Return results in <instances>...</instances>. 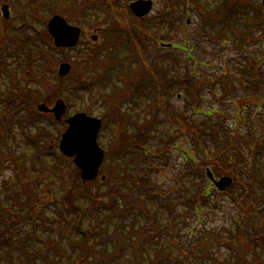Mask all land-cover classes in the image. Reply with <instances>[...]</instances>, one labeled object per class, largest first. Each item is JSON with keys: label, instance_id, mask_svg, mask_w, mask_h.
<instances>
[{"label": "rangeland", "instance_id": "1", "mask_svg": "<svg viewBox=\"0 0 264 264\" xmlns=\"http://www.w3.org/2000/svg\"><path fill=\"white\" fill-rule=\"evenodd\" d=\"M52 1L0 0V6L7 4L10 11L8 19H4L0 11V26L4 28L10 26L13 30L10 33L11 36H20L21 30H15L14 28L24 26L25 21L35 26L36 30L47 32V22L54 14L68 18L71 24L80 26L82 30L76 49H59V52L57 50L51 52L57 63L67 62L71 66L69 77L72 76L70 79L67 77L60 78L59 82L50 73L53 72L52 67L40 71V65L43 61L38 59L35 48L28 52L31 61L28 65L25 62L24 49L17 46L13 38L9 42L7 39L3 40V47L7 51L3 48L1 53L4 60V66L0 65L1 95L3 96V92L10 87V73L12 72L15 74L18 85L25 86L28 90L37 93L40 99L37 104L44 103L51 107L56 99L61 98L65 101L66 110L62 121H56L53 124H50L44 117H39L34 124H28L29 120H27L26 114L23 111L16 112L15 117L8 121L11 129L7 130L5 127L4 132L7 143L4 145L0 140V206L3 208L14 207L12 201L7 197L9 183H13V189L20 196L19 200L21 202L19 201V203L29 200L31 197H37V195L44 202L47 194L52 195L54 201H45L46 204L43 207L45 216L43 219L37 220V224H32V229L28 231L30 234L25 233L24 228H19L18 222H14L18 219L15 214L19 211L17 206L13 208L7 221H3L0 217V241L11 242L10 246L6 242H0L2 255H11V258L7 257L10 258L8 260L7 258L2 260L0 257V262L2 264H29L24 258L19 257V254L16 253L17 250L13 248V245L18 244L19 238L24 235L30 239L26 249H29L34 255V264H38L44 254L48 253L53 256V249L56 246L49 249L48 245L39 242V240H47L49 237L55 240L54 244H60L61 251L59 255L64 254L67 256L71 254L72 257L76 256L77 251H71L69 243L78 238L74 226L79 213L65 212L62 209L61 202L56 201L63 200L66 193L64 192L65 189L72 191H68L72 193L70 198H73L77 206L85 209L80 221L81 228L84 230L98 229V235L104 239L103 241L96 237L90 239L89 242L91 245H95L100 253H105L104 257L114 255L118 251L117 249L120 248L121 244H115L114 240L122 236L121 234H124L125 238H129L125 231L121 234L116 232L115 227L121 222L120 219L125 220L127 223L125 226L130 222L137 223V221L140 224H145L146 219H148V221L153 220L147 227L148 231L154 233L152 231L154 228L160 227L162 229L159 245L164 250L171 251L173 257L182 253L180 251L182 248L177 240H190L188 246L183 245L182 250L189 248L186 255L190 257L183 261V264H211L210 257L204 252L198 251L197 246H195L196 241H201L203 246L208 245L211 248V253L216 255L219 262L226 260L229 252L225 244L222 241L219 242L216 237L219 234L227 237L224 229L232 227V218L236 217L238 219L241 211H244L239 202L234 201L230 197L229 191H226L230 187L219 193L207 177L202 179L201 182L204 180L210 200L213 202L212 204H204L202 213L199 217H196L185 205V198L190 193H194V174L187 176L188 180L182 173L187 164L185 156L188 157L189 153L193 157L192 141L186 144L183 137H174V141L167 148V151L170 152L166 153L165 148H162L165 151L163 152L164 156L154 158L157 155L154 150L163 145L162 140L164 137L178 130L176 123L171 121L172 115H175L174 117L178 120L181 118L185 126L190 127L189 130L192 128L190 131H193L205 120L203 111H193L190 115L192 112V108H190L192 99L187 96L184 87H176L174 83L171 85L169 92L163 93L158 83L159 75L153 79L157 81L153 87V91L157 93L156 100L151 99V97L150 99L143 97L144 89L140 87V83L145 80L149 81L152 77L139 75V70L142 68L139 65L145 64L150 71V66L156 60L164 68V71L157 68L158 72L165 74V70L170 69V74L174 78L176 77V82H183L187 75L196 74L198 76L199 74L197 79L200 81L202 100L197 109H220L223 117L218 120L217 117L213 116V120L222 121L225 127L232 128L235 122L236 110L232 100L243 99L246 101L244 104L246 106H244V111L241 112V118L246 123L239 126V131L245 136L246 131L251 130L252 135L258 138L264 126V19H252L254 24L257 23L259 26L254 28L251 39L244 42V46L241 47L239 46V40L233 39L230 30L223 34H216V30L218 31L221 27L217 22L219 23L222 14L228 15L232 11V5H227L228 2L220 4L217 2L216 4L213 0H204L207 1L206 3L201 2L202 0L200 2H198L199 0H194V2L192 0H174L172 8L171 0H151L153 8L148 14L138 18L131 14L128 7L130 2L136 0H101L110 3L109 6L112 12L109 16L103 13L104 8L97 11L96 9L93 10L97 5H93L89 0H72L70 6L65 5L64 7L59 4L62 1L58 3ZM50 3L56 4V8L48 7ZM199 4H202L203 7L206 6L207 9L209 8V13L205 12V9ZM216 6H218L217 9H215ZM196 7H198L197 11L194 9ZM246 7L244 9L246 8V13H249V2ZM189 8L193 9L187 10ZM244 9L240 7V11H244ZM236 10L239 12L240 18H233L234 23L237 28L241 27L243 29L244 14H241L238 9ZM92 14L95 15V25L92 23V20L94 21ZM81 15H86L85 18L87 19H83ZM251 15V17L255 16L253 12ZM209 17L210 21L208 20ZM162 19L167 21L162 22ZM187 19H189L188 22ZM212 19L216 20L215 25L211 24L213 23ZM13 26L15 27L13 28ZM126 27H129L131 35L122 34L126 31ZM32 34V31L27 29L26 35L32 36ZM217 35L221 36L217 37ZM92 36L97 37L96 41L91 40L90 37ZM160 43L173 44L175 49L162 48L159 46ZM181 49L184 52H181ZM91 52L94 56H90L91 58L88 60ZM247 59H252L253 64L258 63V70L256 69L259 74L258 79L253 76L248 78L249 75L242 73L243 67L248 65ZM57 63L54 68L55 76ZM253 64L252 66L248 65L250 71L253 69ZM129 67L132 68L128 70ZM154 68L156 69V67ZM250 71H247V74ZM77 73L82 80H97L96 84L87 89L73 84L72 80H75L72 79L73 74ZM40 74H45V77ZM243 76L245 77V85L240 83ZM121 78H124L123 82ZM81 79L79 81H82ZM175 81H172V83ZM250 81L253 83H250ZM256 81L259 83L258 89H255L257 86ZM221 82H225L229 87L225 89V94H223ZM135 90L138 92H135ZM213 95L219 96L223 104L217 103L213 99ZM253 97L258 98L261 104H256ZM2 98L0 97V119L7 115L10 105H14L12 102H4ZM50 99L51 103L44 102ZM77 112H85L102 119L103 124L98 133L97 141L109 155L110 160L108 161L107 170L111 174L112 181H116L117 168L119 170L123 169L124 165L128 169V175L131 176V179L128 177L126 179L121 173V177L125 178L126 182L118 185L120 187L116 197H120L115 198V204L120 207L119 212L114 213L112 209H109V211L108 207L105 208L104 206L93 207V205H90L88 192H98L104 205L109 202V196L105 193L106 186H101L104 183V181H100L102 174L92 180L91 186L88 188H86V182L84 181L71 187V180L74 178L76 167L69 159L66 161L64 159L60 164H57L54 158L55 152L60 153L59 140L61 133L66 128V119ZM2 124H5L4 121L1 122V127H3ZM38 128H42V132H51V139H53L51 141L52 152L49 151L48 146L45 150L41 148V145H47L48 143L47 134L40 136L34 145L27 141V135L35 134ZM140 131L148 132L147 145L149 151L147 152V158L132 140L131 149L127 153L123 150L118 151L119 148L116 143L119 139L129 138V136H134L135 133H140ZM177 145H183L184 148ZM40 148L42 151L39 152ZM181 149L188 150V152L184 154ZM115 151L119 153L117 152L116 155ZM206 162L208 164L213 163L210 159H206ZM211 171L213 176L218 179L221 176L232 177L236 170L231 162L227 164L226 161H223ZM16 173L26 175L25 178L30 190L25 191L26 188L21 186L20 181L17 180L19 176ZM139 177L145 180L146 189L141 190L137 187ZM134 179L135 182H133ZM115 185L117 184L115 183ZM185 188L190 189V193H187ZM128 196H131L130 201L136 203L137 207H131V204L127 203ZM162 198L172 200L171 210L159 206V200ZM101 200H98V203H101ZM138 202L141 204L140 213L138 212ZM129 208L131 211H124ZM24 212L25 209H22V212L20 211L22 217ZM129 213L133 214L130 218ZM18 221H21L20 217ZM198 222L203 232L201 237L185 235L189 233L190 227L195 226ZM169 227L173 230L172 237L168 233ZM176 234H179L181 238L177 237ZM144 246L141 249H144ZM147 247L151 249L149 251L150 257L154 256V244L149 243ZM132 251L130 243H127L126 240L122 245V253L113 262L123 264L122 259L129 258ZM93 260L92 257L91 261ZM105 260L106 258H102L100 263H106Z\"/></svg>", "mask_w": 264, "mask_h": 264}, {"label": "trees", "instance_id": "2", "mask_svg": "<svg viewBox=\"0 0 264 264\" xmlns=\"http://www.w3.org/2000/svg\"><path fill=\"white\" fill-rule=\"evenodd\" d=\"M100 1L99 0L96 1L94 5L97 6L93 10L96 9L97 11L100 10V8H104L105 10H103V13H106L109 16V14L112 12L111 7L109 6L110 3L108 1H101L100 3ZM242 1L243 0H240V7H243L244 9V7H246V4L243 3ZM59 4L60 6L63 7L65 5L70 6V2L67 3L66 1H62V3ZM56 6H57L56 4L53 5L51 3L48 5V7H55V8ZM216 8H218V6H216ZM208 20L210 21V17L208 18ZM161 21L166 22L167 20L162 19ZM212 22L213 23L211 24L215 25L216 20L212 19ZM234 22L235 20L229 17L228 18L220 17V21L219 23L217 22V24L221 25V27H219V29L221 30L223 29L225 31L232 30L231 32H234L232 33L233 39H239L241 47H243L245 44L244 42H247L251 39L254 33V28H258L259 24L257 23L254 24V20L246 18L243 20L244 28L242 29L240 27L238 28V30H236L235 28L236 25ZM23 24L24 26H20V27L17 26L18 28H14L15 26H13L15 30L17 29L21 30L20 36H14V35L11 36L10 33L13 30H11L10 26L5 28L0 26V65L2 67L4 66V60L2 59L1 53L3 52V48L6 50V48L3 47L2 44L3 40L7 39L9 42L13 38L16 41L17 46L24 49V54L26 55L27 59H30V57L28 56V52L31 49L35 48L38 59L43 61L41 62L40 65L41 68L40 71L47 70L52 67L51 70L53 72L50 73L52 74V76H54V79L58 80L59 82L60 77L57 75L55 76V72H54L55 64L57 63V61L53 58L51 53L52 50L58 51L59 49H55L53 47L51 36L45 30L43 31H40L38 29L36 30V27L29 22L27 23V21H25ZM27 29L32 31L33 33L32 36L26 35ZM134 32H136V30H134ZM122 34L131 35L129 31V27H126V31L122 32ZM219 36L221 35H217V37ZM92 55L93 54L91 52V54H89L88 56V60L91 58L90 56ZM247 61H248V65L252 66L253 60L247 59ZM248 65H245L243 67L242 73L247 76L249 75L248 78H250V76L251 77L253 76L256 77V79H258L259 77L257 71L259 67L258 63L253 64L252 67L253 69L251 71ZM139 67H142L139 70V75L152 77V79H150L149 81L144 79L145 81L144 82L142 81L140 83V87H143L144 89L143 97H145L146 99L147 98L150 99L151 97V99L156 100L157 93L153 91V87L157 81H154L153 79H155L156 77H158L157 75H159L158 83L161 86V90L163 93H167V91L169 92V90H171L172 87L171 85L174 83L176 87L178 86L184 87V91H186L187 96L190 97V99H192L191 102L192 104L190 105L191 106L190 108H192L191 110L192 112L190 113V115L193 113V111L194 112L203 111V114L205 116V120L202 121L200 125L197 126V128L195 127L193 131H190L192 128L189 130L190 127L188 128L187 126H185L181 118L178 120L176 119V117H174L175 115H172L171 121L176 123L178 130L174 131V133L172 132L169 135L167 134L162 140L163 145L161 144L162 146H159L154 150L155 151L154 153L157 154L154 158H160V157L162 158V156H164L163 152L165 151L166 153L170 152L167 151V148H169L168 145L172 141H174V137H179V136L183 137L184 142H186V144H188L189 142L191 143L192 141L193 157H191L189 153H188V157L185 156L187 164L183 168L182 173L184 174V177H186L187 179H188L187 176L189 175L191 176L192 174H194V178H195L193 182L194 193L191 194L190 189L188 190V188H185L186 192L190 193L189 195L187 194L188 197L185 198L186 200L185 205L188 206V208L196 215V217H199L200 214L202 213L204 204H212L213 202L212 200H210L208 188L204 183V180L201 182L202 179L206 178L205 170L209 168L211 171L215 166L220 165L223 161H226L227 164H230L231 162L234 169L236 170L232 176L234 182L231 184L230 188H228V190L226 191H229V195L234 201L239 202L240 206L243 207L242 209H244V211H241V214L239 215L238 219L236 217L232 218L231 220L233 222L232 227L229 228L227 227L226 229H224L227 237H223L221 234L217 235L216 237L219 242L222 241V243L225 244V247L228 250L229 255L227 256L226 260L224 261L221 260L219 262L216 255L211 253V248L208 245L203 246V243L201 241L200 242L196 241L195 243V246H197L198 251L204 252L206 255H208L210 257L211 264H264V126L262 127L260 131V136H258V138H255L254 137L255 135H252L251 130L246 131L247 134L245 136L240 133L239 126L241 124L246 123L241 118V112L244 111V106H246L244 105L246 101H244L243 99L232 100V104L234 103V107L236 110V116L234 117L235 122L232 128L223 126L222 121L213 120V116L217 117L218 120H221V118L223 117L222 111L220 109L217 110L216 109L207 110L204 108L197 109L200 105V101L202 100V93L200 92L201 90L200 81H198L197 79V77H199V74L198 76L196 74L190 76L187 75L185 76L186 79L183 78L184 79L183 82H179V81L176 82L175 81L176 77L174 78L173 76H171L170 69H166L165 74H161V72L160 73L158 72L157 68L163 71L164 68H162V66H160L156 60H154L152 66H150L149 68L151 69L150 71L148 70V67L145 64L142 65L140 64ZM154 67H156V69ZM131 68L132 67H129L127 69L130 70ZM247 71H250V73L248 72L247 74ZM40 75L45 77V74L44 75L40 74ZM244 78L245 77L243 76V79L241 80L242 82L240 81L242 85H245ZM10 79H11L10 87L3 92V94L5 95L2 96L0 94V97H3L2 99L4 100V102L8 101L14 103V105L13 104L10 105V110H7L8 111L7 115L0 119V124L2 121H4L5 123L2 124L3 127L0 126V140L1 143L4 145L7 143L6 141L7 137L4 132L5 127L7 128V130L11 129L9 127L8 121L15 117L16 112L23 111L28 117V119L26 118L27 120H29L28 124L36 123L39 117L40 118L44 117L45 119H47V121L50 124L56 122L52 115L41 114L35 110V105L38 103V100H40L36 92H34L33 90H28L25 86L18 85V81L15 78V74L12 72L10 73ZM91 80L92 81H87V80L79 81L78 79H75L72 80L73 81L72 83L75 85L77 84V86H80V88L87 89V88H92V86L95 85L97 82V80L96 81L95 80L93 81V79ZM98 81L100 80L98 79ZM172 81L175 82L172 83ZM250 83L253 82L250 81ZM221 84L223 88V94H225V89H228L229 87H227L225 82H221ZM255 84L257 85L255 89H258L259 83L256 81ZM135 92L138 91L135 90ZM227 95H228V91H227ZM212 97L217 103H220L221 105L223 104V101L222 99H219V96L213 95ZM253 99L256 104L258 105L261 104L260 103L261 101L258 98L253 97ZM44 102L51 103L52 101L50 99L48 101L45 100ZM185 120L187 121V119ZM41 129L42 128H38L36 133L33 135L26 134L27 141L34 145L40 136H44L47 134L48 136L47 146L49 148V151L52 152L51 141L53 139H51V132L50 131L42 132ZM147 136H148V132L140 131V133L138 132L135 133L134 136H129L130 139L127 137L125 138L123 137L124 139H119L116 143L117 147L119 148L118 151L123 150L125 153H127V151L131 149L130 145L132 144L133 141L134 144L139 146V148L143 151V155L145 156V158H147L148 155L147 152L149 151L147 145V141H148ZM138 143L142 145H139ZM177 146L180 148H184L183 145H177ZM162 148H165V151H163ZM118 151H115L116 155L119 153ZM181 152L186 154L188 150H183ZM150 155L153 157L152 154ZM64 157L65 156H63L58 152L54 153V158L57 161V164H60L64 159L65 161L68 159L72 161L71 158L66 157L67 158L66 159ZM206 159L212 160L213 163L208 164V162H206ZM109 160H110L109 155L105 151L104 162L99 172V175L102 174L103 176H105L104 180L100 179V181H104V183L101 186L103 185L106 186L105 193L109 196V202L106 205H104V202L101 200V195L98 192L97 193L88 192L87 195L90 196V205H93V207L94 206L96 207L104 206L105 208L108 207V210L112 209L115 213V212H119L120 210V207H117L115 204L116 201L115 198L120 197V196L116 197V195L119 193L120 186L118 185L120 183L126 182V180H124L125 178L121 177L122 176L121 173L123 174V176L126 177V179L127 177L131 179V176L128 175V169L124 165L123 169L119 170L117 168L116 171L118 173L116 176V181L115 182L112 181L111 174L107 170ZM188 165L189 167H187ZM192 168H193V172H192ZM79 173L80 172L77 168L74 169V178L71 180V187L75 186L78 182H81ZM16 174L17 176H19V179L17 180L20 181L21 186L23 188H26L25 191L27 189L30 190V187H28L27 185L28 184L27 179L25 178L26 175L23 173H16ZM133 182H135V179L133 180ZM115 183L117 185H115ZM144 183L145 180L139 177V182L137 187L141 190L146 189ZM85 186L86 188L90 187L91 182H86ZM68 191L70 190L69 189L64 190V192L66 193L63 197V200L62 199L59 200L55 199V200L61 202L62 209L65 212L79 213L78 214L79 216H77V222L74 226V230L78 238L69 243V247L71 248V251L76 250L77 254L74 257H72L71 254L67 256L64 254L59 255V252L61 251L60 244H54L55 240L49 237L47 240H39V242L48 245L50 247L49 249L56 246L53 249V256H50L48 253L42 255L39 263L37 262L38 264H96V262H98V264H111L122 253V245L126 240L127 243L128 242L130 243V247L132 248L133 251L132 254L129 256V258L125 257L122 259L123 264H183V261H186L188 258H190L189 256L186 255V251L189 252V248H184V250H182L183 245L185 246L189 245V241H190L189 239L185 241H181L179 239L177 240L178 244L182 248L180 250L182 253H179L176 256L174 255L173 257L171 251L170 252L166 251L161 245H159L161 238L160 232L162 229L160 227H156L152 230L154 233H150L148 231L147 227L153 221V220L148 221V219H146L145 224L143 223L140 224V222L137 221V223L130 222V224H128L127 226H125V224H127L125 220L120 219L121 222L118 223L115 227L116 232L117 234L119 233L121 234V232L125 231V233L129 235V238H125V235L121 234L122 236H119L118 238H116V240H114L115 244H121V246H119L120 248L117 249L120 252L118 253V251H116L114 255L104 257L105 253H100V251L95 248V245L93 244L91 245L89 243L90 239L92 238L97 237L103 241L104 239H102V237L98 235L99 234V232L97 231L98 229L84 230L81 228L80 221L85 213V209L75 204L73 198L72 199L70 198V194L72 195V193L70 192L72 191L70 192ZM7 197L12 201L13 206L14 207L17 206L19 209V211H17L15 214L18 216V219L19 217L21 218V221H18L17 219V221L14 220V222H18L19 224L18 227L24 228L25 233L27 234H30L28 231L32 229L31 228L32 224H37L38 223L37 220L39 221L43 219V217L45 216L43 213L44 210L43 207H45L46 204L45 201L46 200H49L50 202L54 201L52 195L47 194V198L44 200V202H42V200L38 198L39 196L37 195V197H31L29 200L19 203L20 196H18L17 191L13 189V183H9L8 185ZM130 197L128 196L127 203L131 204V207L136 206L137 205L136 203L130 201L129 199ZM41 198L43 199L42 196ZM98 200H101V203H98ZM139 204L140 203L138 202V206H139L138 212L140 213L141 204L140 205ZM159 206L171 210L172 200L171 199L166 200L165 198H162L159 200ZM13 208L12 206L9 208H3L0 206V217H2L3 221H7V218L9 214L12 213ZM22 209H25L23 217H22V213H20V211L22 212ZM124 211L129 212L131 211V209L129 208L128 210H124ZM143 213L146 214L145 212ZM131 216H133V214H130L129 218ZM168 233L172 237L173 234L172 228L170 229L169 227ZM202 233L203 232L200 229V223L198 222L195 226L190 227L189 233L185 235L201 237ZM176 236L181 238L179 234H176ZM0 242L1 243L6 242L8 246H10L11 244L10 241H0ZM28 243H30V239L28 238V236L24 235L23 237L19 238V243L16 244L17 246L13 245V248L17 250L16 253L19 254V257L24 258L26 262H28L29 264H34L33 261V259L35 258L34 255H32L29 249H26V245ZM149 243L154 244L153 250L155 251V253L154 256L152 257H150L149 254V251L151 249L147 247V244ZM141 244L142 246L145 245L144 249H141L142 247ZM125 245L128 246V244L126 243ZM23 249L24 251H22ZM0 257L2 258V260H4L7 257L11 258V255L4 256V254L2 255V252L0 250ZM92 257L94 258L93 261H91ZM10 258H7V260ZM102 258H106L105 260L106 263L104 262L100 263V260ZM0 264L2 263L0 262ZM113 264L116 263L113 262Z\"/></svg>", "mask_w": 264, "mask_h": 264}, {"label": "water", "instance_id": "3", "mask_svg": "<svg viewBox=\"0 0 264 264\" xmlns=\"http://www.w3.org/2000/svg\"><path fill=\"white\" fill-rule=\"evenodd\" d=\"M262 3L264 6V0ZM151 8V0H136L129 4L131 13L138 18L148 14ZM0 11L4 19L9 18L10 11L7 4H2ZM47 31L53 38L54 45L58 48L75 46L80 37V29L69 25L59 15H54L50 18L47 23ZM92 40H96V36H92ZM161 45L165 46L166 44L162 43ZM166 46L169 47L170 44ZM69 71V63L61 62L58 65V76L64 77ZM37 110L51 113L56 120H61L65 113L66 105L64 100L58 99L52 107H47L44 103L38 104ZM66 123L67 127L60 137L59 150L66 157L72 158L74 165L80 172L79 177L82 181H92L97 177L104 157V152L97 143L101 120L84 112H79L67 118ZM206 172L219 191L225 190L232 183V178L229 176H222L215 180L209 169ZM102 180H104V177H102Z\"/></svg>", "mask_w": 264, "mask_h": 264}, {"label": "flooded vegetation", "instance_id": "4", "mask_svg": "<svg viewBox=\"0 0 264 264\" xmlns=\"http://www.w3.org/2000/svg\"><path fill=\"white\" fill-rule=\"evenodd\" d=\"M25 1H30V0H25ZM50 1H52V0H50ZM59 1H66V2H70V1H72V0H53L52 2H56V3H58ZM78 1H80V0H78ZM81 1H83V0H81ZM96 1L97 0H89V2L90 3H92L93 5L96 3ZM172 1V8H173V2H174V0H171ZM198 1V0H197ZM213 1H215V3L217 4V2L220 4V3H224V2H228V4L227 5H232L231 6V8H232V11L231 12H229V14L228 15H225V14H222L223 16L222 17H226V18H231V19H233V18H240V16H239V12L236 10V9H238L239 11H240V0H213ZM262 1L263 0H249L248 2L250 3V7H249V13H246V8L244 9V11H240L241 12V14H244V19H246V18H249V19H264V6H263V3H262ZM31 2H35V0H31ZM192 2H194V0H192ZM198 2H200V0L198 1ZM201 2H204V3H206L207 1H204V0H202ZM243 3H245L246 5H248V2H247V0H243L242 1ZM204 3H202V4H204ZM202 4H199L200 6H202L203 7V5ZM215 5V4H214ZM234 5V6H233ZM197 6V5H196ZM219 6V5H218ZM204 9H205V12H207V13H209V8L207 9V7L206 6H204L203 7ZM190 9H193V8H189V9H187V10H190ZM194 9H196V11H197V9H198V7H196V8H194ZM215 9H217L216 7H215ZM219 10V9H218ZM253 12V14L255 15L254 17H251L252 15H251V13ZM187 13L189 14V12L187 11ZM92 16H93V19H94V21L92 20V23H93V25H95V15L94 14H92ZM62 17H64V16H62ZM81 17H83V19H87V18H85V17H87L86 15H81ZM65 18V17H64ZM65 20L69 23V24H71V22L68 20V18H65ZM188 20L189 19H187V22H188ZM71 25H73V24H71ZM76 25V24H75ZM76 26H78V25H76ZM80 27V26H79ZM236 28V30H238V28L237 27H235ZM80 30H81V28H80ZM220 30L221 29H218V31L216 30V34L217 33H221V34H223L224 32H226L224 29V31L223 30H221V32H220ZM228 30V29H227ZM232 31V30H231ZM234 33V32H233ZM81 35H82V30H81V32H80V37H81ZM91 38V37H90ZM77 48V46L76 47H74V48H60V50L62 49V50H74V49H76ZM190 56H191V54H190ZM28 63V62H27ZM29 64V63H28ZM74 76L72 77V79H78V80H80L81 78H79V75H78V73L77 74H73ZM72 75H70V77H71ZM67 78H69L70 79V77H68V76H66ZM65 78V77H64ZM82 80V79H81ZM123 80H124V78L122 79L121 78V81L123 82ZM120 82V81H119Z\"/></svg>", "mask_w": 264, "mask_h": 264}]
</instances>
